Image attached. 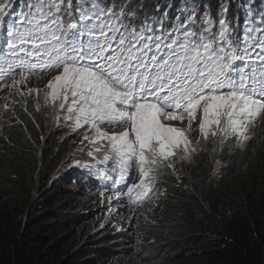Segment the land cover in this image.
<instances>
[{
    "label": "snow or ice",
    "instance_id": "snow-or-ice-1",
    "mask_svg": "<svg viewBox=\"0 0 264 264\" xmlns=\"http://www.w3.org/2000/svg\"><path fill=\"white\" fill-rule=\"evenodd\" d=\"M229 6L220 0L213 16L210 4H182L173 16L170 0H25L17 12L16 0H0V89L23 94L32 75L55 73L45 104L83 129L92 158L69 167L105 165L140 203L201 141L243 145L264 117V0L242 26Z\"/></svg>",
    "mask_w": 264,
    "mask_h": 264
},
{
    "label": "trees",
    "instance_id": "trees-1",
    "mask_svg": "<svg viewBox=\"0 0 264 264\" xmlns=\"http://www.w3.org/2000/svg\"><path fill=\"white\" fill-rule=\"evenodd\" d=\"M170 2L173 16L191 3L210 4L216 15L220 4ZM224 2L230 5L228 18H238L239 25L238 4L262 5V0ZM16 3L22 7L25 0ZM22 93L14 89L10 117L0 125V264H264V127L243 145L233 140L221 146L214 139L176 178L164 172L158 186L163 197L145 205L141 241L128 251L110 234L82 230L72 197L48 181L70 128L53 131L44 146V116L52 112Z\"/></svg>",
    "mask_w": 264,
    "mask_h": 264
},
{
    "label": "rangeland",
    "instance_id": "rangeland-1",
    "mask_svg": "<svg viewBox=\"0 0 264 264\" xmlns=\"http://www.w3.org/2000/svg\"><path fill=\"white\" fill-rule=\"evenodd\" d=\"M247 1V0H244ZM246 6L241 7V25L244 23V18L247 15V9L249 7H254L257 8V12L259 11L257 5H250V4H245ZM5 33V32H4ZM55 73L52 74H47L39 77L38 79L36 77L34 78H29L24 84L19 85V89L26 93H28V89H37L38 90V95L37 93H31L29 96L31 98H34L37 100L40 104L43 103L44 107H48V110H51L52 113H49L44 116V121L47 122L44 125L45 129V134L43 136V141H44V146L48 144V140L46 138H49L52 132L60 134V131L62 130V126L64 125L63 117L60 116L59 121L57 120V114L52 110L50 104L46 105L45 104V96H44V90H45V85L48 83V81L51 79V75H54ZM11 81V80H10ZM11 84V82H10ZM15 88L10 89L9 87L6 88L5 91L0 94V125L1 123H5L7 119H9V110L11 101L7 99L8 97L11 96L12 92L14 91ZM7 105V107H5ZM43 107V108H44ZM257 126L254 128L253 132V137L256 138L259 129L262 130L264 127V117H261L258 119ZM66 127V126H65ZM86 127V126H85ZM194 124V128H195ZM253 129H251L252 131ZM2 132V131H0ZM199 135L198 130L193 131L191 134V138L195 140ZM83 134H78L77 132H71V130L68 132L67 135H65V141L67 142L66 144L63 145L61 150L59 151V155L56 158L52 169L48 174H46L48 181H53L55 184H57L59 187H61L68 195L72 197L71 202L74 203L73 210L76 213H80L82 215V218L84 221L90 220L92 223H94L93 229H100L103 226L106 227H115L118 230L125 229L127 231V235L129 236V241L137 242L142 238V229L140 228V222L142 221L141 216L137 213L135 216H133L131 219L133 222L129 221L130 213L126 214L123 218H118V219H112L110 217V214H106L104 212V207L101 205V201L97 200L96 197L91 194L90 192L84 190L80 185H78L77 182H74V185L68 184L66 185L67 181L71 180L70 175L74 173L73 168L74 167H69V165L72 163V160L74 159H80L81 155L83 152L86 151L85 147L87 145V142H85L84 145L81 144ZM218 139V138H217ZM211 141H214L213 138H210L206 144L204 141H201V144L204 145H210ZM219 141V139H218ZM253 142V139H250V142ZM47 143V144H46ZM246 143V142H245ZM254 147H259L257 144L255 145L253 143ZM84 147L85 151H80V149ZM221 147V146H220ZM216 147L215 151H217L218 148ZM47 148L50 149V147L47 146ZM215 148V147H214ZM3 147H0V157L2 155L3 157ZM217 154V152H215ZM186 164V161L184 162H177L176 164V173L173 174V177L176 178V175L182 170L183 166ZM48 170V168L46 169ZM169 170H167V173ZM72 181V180H71ZM162 189H158L156 191V199L162 197ZM117 211H119L117 209ZM131 242H128L131 243ZM127 244V245H128Z\"/></svg>",
    "mask_w": 264,
    "mask_h": 264
},
{
    "label": "clouds",
    "instance_id": "clouds-1",
    "mask_svg": "<svg viewBox=\"0 0 264 264\" xmlns=\"http://www.w3.org/2000/svg\"><path fill=\"white\" fill-rule=\"evenodd\" d=\"M213 16H215V15H213ZM0 33L5 34L3 27H0ZM31 77L32 78L36 77L38 79V77L35 75H32ZM10 80H11V78H9L7 81H5V83L10 84V82H11ZM6 88H8V87H4L3 89H0V94H2V92L5 91ZM10 98H11V96L8 97L7 99L10 100ZM0 118H2V116H0ZM258 121L256 122L255 126H257ZM255 126L252 128L253 130L251 131V135H253ZM77 133L83 134V129L77 130ZM250 139H252V138H250ZM216 141H218L217 138H216ZM206 146H208V145H204V144L200 145L201 148L206 147ZM258 146H260L259 143H258ZM89 149H90V146H87L86 151L83 152L81 155H79L81 157L79 160H82L85 162H92V158L87 155V151ZM56 157H58V156H56ZM98 169H105V165H94L92 168L74 167L73 168L74 173H72L70 175L72 181L70 180L69 184L74 185V182H77L78 185H80L84 190L93 194L97 200L101 201V203H102L101 205L105 209L104 212L106 214L109 213L110 217L112 219L123 218L126 214L130 213L129 221L134 223V221H132L131 218L138 213L142 218V221L140 222V228L142 229V225L144 224V220L146 217V212L148 211V209L146 210L145 205L151 199H154L156 201H160L163 197V192H162V197H160L158 199L155 198L156 197V191H158V189L163 190L162 186H160L159 188H158V186L162 183L163 174H164V172L167 173V170L163 171L159 175V177L156 181V184H155V190L152 194H150L149 197L143 198L142 202H140V203L132 204L131 201H129V199H128V194H127V190L125 187V183L123 181H118L117 173L111 171V169L109 168V169H106L107 176L105 177L104 175H102V173ZM180 172L178 174H180ZM178 174L176 176H178ZM170 176H173V175L171 174ZM49 182L54 183L52 180ZM106 182H108V183H106ZM114 182H116V183H114ZM128 182L133 183V184L139 182L138 171H134L132 173L131 179ZM55 185H57V184H55ZM66 185H68V184H66ZM59 188L61 190H63L61 187H59ZM64 193L67 194L65 191H64ZM118 201H122V202H118ZM73 205H74V203H73ZM117 209L119 211H117ZM78 215L80 217V220L84 222V224L81 226L82 230H88L90 232L110 234L112 242L115 241L116 238H118L117 243L121 245L120 247L125 248L128 251H130L129 249H134L135 245L141 241V239L137 242L129 241L128 240L129 236L127 235V231L125 229L118 230L115 227H106V226H103L100 229H93L94 223H92L90 220L84 221L82 218V215H80V213H78ZM128 242H131V243L128 244ZM121 250H123V249H121ZM121 250L115 252L112 255V258L116 257L120 253Z\"/></svg>",
    "mask_w": 264,
    "mask_h": 264
},
{
    "label": "bare ground",
    "instance_id": "bare-ground-1",
    "mask_svg": "<svg viewBox=\"0 0 264 264\" xmlns=\"http://www.w3.org/2000/svg\"><path fill=\"white\" fill-rule=\"evenodd\" d=\"M206 144V143H205ZM106 183H108V182H106ZM114 183H116V182H114Z\"/></svg>",
    "mask_w": 264,
    "mask_h": 264
}]
</instances>
